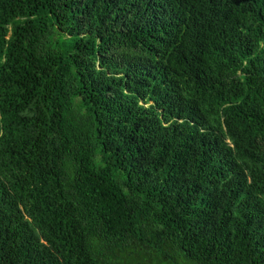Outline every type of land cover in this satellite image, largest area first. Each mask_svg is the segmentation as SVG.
<instances>
[{"label":"trees","instance_id":"16d2710c","mask_svg":"<svg viewBox=\"0 0 264 264\" xmlns=\"http://www.w3.org/2000/svg\"><path fill=\"white\" fill-rule=\"evenodd\" d=\"M264 264V0H0V264Z\"/></svg>","mask_w":264,"mask_h":264},{"label":"rangeland","instance_id":"374dc122","mask_svg":"<svg viewBox=\"0 0 264 264\" xmlns=\"http://www.w3.org/2000/svg\"><path fill=\"white\" fill-rule=\"evenodd\" d=\"M153 264H165L164 262H155Z\"/></svg>","mask_w":264,"mask_h":264}]
</instances>
